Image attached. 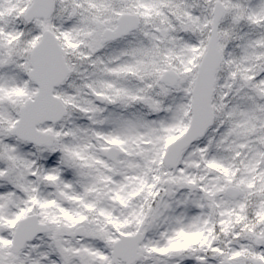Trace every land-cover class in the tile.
Returning <instances> with one entry per match:
<instances>
[{
  "label": "snow or ice",
  "instance_id": "snow-or-ice-1",
  "mask_svg": "<svg viewBox=\"0 0 264 264\" xmlns=\"http://www.w3.org/2000/svg\"><path fill=\"white\" fill-rule=\"evenodd\" d=\"M0 264H264V0H0Z\"/></svg>",
  "mask_w": 264,
  "mask_h": 264
}]
</instances>
